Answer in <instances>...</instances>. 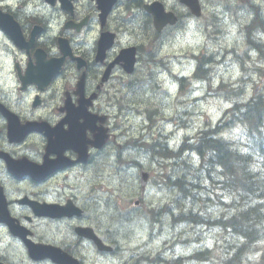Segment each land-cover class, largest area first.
<instances>
[{"label": "rangeland", "instance_id": "obj_1", "mask_svg": "<svg viewBox=\"0 0 264 264\" xmlns=\"http://www.w3.org/2000/svg\"><path fill=\"white\" fill-rule=\"evenodd\" d=\"M226 1L232 3L234 0ZM222 15L225 16L226 14L223 13ZM213 25L220 26L227 34L211 45H204V37H196L192 31L180 32L175 36L173 33H169L165 38V65L160 66L158 70L154 72L151 83L143 79V84L138 86L137 93L133 96L135 98L141 97L143 94L153 89V94L148 102L150 111L147 113L152 114L153 118L147 127L148 134H142V138H149L150 135L155 137V139L158 137L157 144H163V149H165V145L168 146L166 147V152L173 151V154H178V143L184 139V130L179 129L175 122H179V125L183 126L187 124L188 127H192L193 125L197 127L199 122L203 126V120L206 118L205 114H208L210 118H219L221 114H224L225 108L229 107L231 100L241 102V99L232 92L233 90H250L252 87H259V85H257L258 82L264 83V74H261V72L264 73V57L256 51L254 54L249 52V41H247L246 37L244 39L243 37H237L235 35V28L230 22L221 23V18L216 16ZM262 34L264 35V30L262 29L261 31H253V34L251 33L252 41L262 44V38H260ZM252 47L254 46L252 45ZM233 48L235 49L233 50ZM255 49L259 51L258 48ZM232 50L233 52L230 55ZM260 50L261 52H259L263 53L264 47H261ZM192 52H197L199 55L205 52L208 54L215 53L220 57H225L227 60L225 63L219 64L213 57H207V66L202 70L201 77L195 76L198 80L192 78V82L190 80H185L180 86V83L176 82L175 79L178 80V78L189 76L194 70V61L189 60V55ZM181 55H184L185 59L180 60ZM155 65L156 61L152 67ZM163 71H165V73ZM249 74L253 75L252 80L245 82ZM210 79L212 80L211 84L213 88H216L221 82L228 84V87L220 93L210 94V97L202 96L209 93L208 82L205 81ZM216 94L222 95L219 99L215 100L213 98L216 97ZM143 109L145 108L143 107ZM240 114L244 115L245 112H240L229 121L220 118L223 123L229 122L228 124H222V122L218 124L224 129L225 132L223 137L228 141L234 142L246 139L245 125L241 123L236 124L241 117ZM147 117L151 118L149 115H147ZM145 121L142 123L141 121H137L132 114H127L123 118V122L129 125V132L136 135L138 139L140 134L144 132L142 131V127H144ZM231 125L233 126L229 128ZM208 131L209 130L206 132ZM160 132H164V134L160 136ZM188 132H190V130ZM116 134L121 137L125 134V130L122 129L117 131ZM152 140L153 139H149L150 142H154ZM226 143L231 147L239 149L242 153L248 154L251 159L253 153L248 145L241 144L240 146H235L234 143ZM155 145L156 144L153 143L150 148L153 150ZM137 156L136 159L139 158L143 166H149L147 157H150V155H146V151L142 148L138 149ZM169 157L172 159L165 160V174H168L172 181L174 178L176 179L177 176L181 177V175L185 173L189 179L186 181V190L191 192L194 196H198L201 202H193L191 197L181 196L180 193L179 197H177V191L180 189L181 184L176 183L172 186L175 187V189H171L165 185V200H161V203L156 205L159 207H169L170 205L168 204L173 203V201H180L179 204L177 203L176 209L179 210L175 211V215H178L179 212L193 210L196 211L197 214L201 213L200 216L205 222L201 224L196 223V225L191 221L193 217L187 216L185 219H181L188 223L189 227H187V225L181 221L173 222L171 220V214L165 215V218L158 224L140 218L132 222L126 220L123 226L119 228V232L112 237L118 244L124 245L123 251L119 250L116 258L113 261L109 260L107 264H126L127 261L138 255H141L143 259L150 260H155L157 256L160 255L165 260H172L173 264H200L201 261L205 259V256L207 258L208 249L212 250L211 260L216 259V254L219 256L216 250L226 252L229 249H234L235 251H239L242 257L241 252H243L244 246L250 244L251 241H243L241 240L242 237L237 236L235 233L233 234L232 230L226 231L223 230V228H218L216 225L211 224V222L216 219L222 220V216L220 217V215L226 210L227 202L230 200L225 201L221 197H215V194L224 196V191L231 194L233 192V186L228 182H220L218 178L213 179L215 176H212V170H209L208 167L200 168L194 163L195 159H197L195 156L184 153L177 157L174 155H169ZM127 161L130 162V160ZM204 169L211 175L205 174ZM185 170L187 172H185ZM112 172L108 175L105 173L102 174L105 186L108 188L109 192L112 191L109 187L115 186L113 179L107 180L109 175L112 174V177H114V173L116 174L114 169H112ZM134 172L133 169L122 167L117 170L116 176H118L121 183H127V175L132 176L135 174ZM205 177H210L212 179ZM204 178L206 181H204ZM121 198H124L122 194ZM204 199L206 201H202ZM102 201L103 199L94 198L91 205L96 206V204ZM154 201V197L147 200L149 204H152ZM181 204L183 205L181 206ZM245 206H247V204H245ZM101 213L107 216L108 213L111 212L108 211L107 208H104ZM88 214L90 215V213ZM106 216L101 218L104 222L112 223L115 221L107 219ZM77 223V221L71 223L69 232L73 233V227L79 226ZM67 228L68 223H66L65 228L60 229L61 232L57 233L60 235L58 238L65 242L70 241L71 243L68 245H73V235L65 232ZM145 239H147L150 245H143ZM0 240L3 247L10 244L9 240L1 231ZM125 247H129L133 250L132 256H130L132 253L130 249ZM254 247L260 251H264V240L255 244ZM16 251L19 252L17 249ZM198 251H202L203 253L196 255L199 253ZM148 255L151 258H149ZM246 259L247 256L243 254L240 263L245 264ZM137 260L140 261V259L135 257L132 262Z\"/></svg>", "mask_w": 264, "mask_h": 264}, {"label": "flooded vegetation", "instance_id": "obj_2", "mask_svg": "<svg viewBox=\"0 0 264 264\" xmlns=\"http://www.w3.org/2000/svg\"><path fill=\"white\" fill-rule=\"evenodd\" d=\"M41 3V0H39ZM75 1V2H74ZM74 7L75 10L73 11V14L70 15L69 18L66 15L59 16L60 20L63 21L66 19V22H68L69 19L76 20L72 21L73 23H80L83 20H86V25L81 29L85 31H89L91 35L99 37L101 32L108 31L113 33L116 36V43L110 51H108L105 55V59L102 62L96 63L94 57H95V46L96 41L94 43L93 49H91L89 52H84L82 49L84 48L83 44L76 43L77 38L75 35L66 32L65 30V24L64 28L60 31L58 37H64L68 40L69 44H71L73 48V53L75 56L82 58L86 61V94L87 97L94 91L98 94V100L100 99V91L97 90V85L94 86V88H91L92 83H94L99 76L102 75L103 71L107 67V65L115 58L117 51H119L122 48H128V47H134L135 53H136V65L135 70L133 74L126 75L124 74L120 67L116 66L112 69L111 75L108 79L109 84L114 81L119 82H130L134 83V86L131 90L132 96L136 95L137 89L139 85L143 84L144 78H139V76H142V73L147 68H152V65L155 63V59L152 57H148L147 53L145 51L147 50L145 46L152 44L153 41L152 38L154 37V30L152 27V17L150 14H148L145 10L144 4H150L154 0H117L116 5L114 6V9L112 13L110 11L106 14V24L104 28L100 29L99 24V12L97 10V1L101 0H74ZM162 1L163 5L165 6V0ZM39 8L37 11L34 12V14L25 13L21 10L18 4L16 3H10L9 1L3 2L1 4V10L5 13L10 14L13 19L19 24L21 33L23 36L28 39L30 36V33L32 31V28L34 26H39L41 28V32L39 36L37 37L36 46L34 49H32L29 52L25 51H19L10 41L9 37L6 35H2L4 41H1L0 43V59L10 62L9 55L13 58L12 68L10 70L9 75L7 77L5 76L4 79H6V82L11 81L13 82L14 86V92L24 93L20 100L17 101V105L9 104L10 102H7L9 99V95L4 99L1 100L3 102V106L6 107L10 112L15 114L18 119L21 122H25L26 120H37L40 117V111L39 110H33L30 107H27L26 105L29 104V101L33 98L35 99L36 96L39 97V100L41 101V107L43 106V102L47 103V97L50 93L51 88L53 89V86H56L53 90L55 96L57 97V100L55 101V104L57 105L55 107V111L57 114H52V120L51 125L54 126L58 124L64 117V113L61 112L64 99L68 95L72 102L75 103L76 99L74 97V86L76 84V81L79 77L80 72L76 71V64L70 62L68 59L65 61L63 68L60 70L59 75L56 78H53L50 85L44 92H40L36 89L34 86H29L26 91L21 90L19 88L20 85V74L17 70V67L21 70V75H23V72L25 71V67L28 62H33L34 58V51L37 48L42 49L45 53L47 58H59L60 54L57 50V42L56 39L52 40L50 31L52 30L50 28L51 23H57L58 19H54V21L49 20V13L50 9L44 5L39 4ZM165 8V7H164ZM172 9L179 18H185L186 15L189 16V12L184 14L183 9L180 11H177L175 7L168 8ZM47 11V12H46ZM53 12L55 16L58 14L57 9L54 8ZM52 13V14H53ZM51 14V15H52ZM60 15V14H58ZM31 18H34L36 20L35 23H31ZM114 22H128V23H137L140 29L139 31V38L141 39V42H133L132 44L126 43L125 45H118L119 40V32L118 30H113L110 28V23ZM55 26L53 28L56 29ZM74 32L73 30H70ZM126 32H131L130 29L127 27L125 28ZM159 36H157L158 38ZM133 45V46H129ZM72 68V69H71ZM71 69V70H70ZM70 70V71H69ZM97 100V101H98ZM41 121V120H39ZM46 122H50V119L44 120ZM9 132V123L6 118H4L2 115H0V154H4L8 157H10L13 160H19L22 157H28L31 160H36V156L33 155V153L30 150V148L33 145L34 137L35 135H30L27 139H23L22 141H11L10 136L8 134ZM15 140V139H14ZM58 176H55L53 178L57 179ZM57 182V181H56ZM0 183L4 185L6 193L12 194L13 193V187H17L21 184L20 181L15 180L13 177L10 176L9 172L6 170L5 165L3 162L0 161ZM15 183V185H14ZM24 184V182H22ZM82 187H78V191H81ZM52 200L57 203H63L67 200L68 197L74 198L71 195V191L67 184L58 182L55 183L52 186ZM14 194H19L18 192H14ZM46 194H44V197ZM113 239V238H112ZM114 240V239H113ZM116 241V240H114ZM116 243H118L116 241ZM119 252V251H118ZM118 254V253H117ZM137 257L139 260L132 262L134 258ZM149 257V255H148ZM151 258V257H149ZM164 258H161L163 261ZM144 259L141 255L134 256L129 261L126 262V264H145L142 262ZM150 260V259H148ZM163 264V263H162Z\"/></svg>", "mask_w": 264, "mask_h": 264}, {"label": "trees", "instance_id": "obj_3", "mask_svg": "<svg viewBox=\"0 0 264 264\" xmlns=\"http://www.w3.org/2000/svg\"><path fill=\"white\" fill-rule=\"evenodd\" d=\"M197 72L198 74L202 73L200 69H198ZM247 105L244 118L248 124V132L251 137L250 144L252 145L249 147L253 153L251 159L248 154H244L239 149L228 145L225 141L217 139V133L214 134L217 137L213 138L211 135L213 131L211 130L205 132L204 135H208V137L204 138L203 141L199 142L194 147L198 155L204 156L205 152H209V154H207V161L205 164H202V167L207 164L209 170H212V172L220 169L218 174H224V176L220 177L222 178L220 182H228L233 186V192L230 194L233 201L229 207L231 215L229 217H221L222 220L216 219L212 221L211 224L216 225L218 228H223V230L226 231L231 229L233 234L235 233L237 236L242 237L241 240L251 241L250 244L244 246L243 252H241L242 257L243 254L246 256L251 255V252L254 251V245L264 240V101L258 100L252 104L248 103ZM239 120L244 121L241 118H239ZM182 149L183 147L180 148L178 154ZM169 155L174 154L173 152H166L165 146V157H169ZM255 157H259L258 161L261 162V166L256 167ZM207 175L210 176L211 174L207 172ZM167 179L171 182L169 183L171 186L176 183L181 184L180 189H178L181 196H189L193 202L200 200L198 196H194L191 192L186 190V181L188 180H186L187 176L185 173H183L181 177L177 176V178H174L172 181L170 176ZM179 202L180 201H173L176 206ZM173 203L171 205H173ZM245 204H247V206H245ZM182 205L183 204H181V206ZM171 209V207H165V215H169ZM160 212L161 211L158 213ZM200 214L201 213L197 214L196 212L194 217L191 214L188 216L193 217L191 221H193L194 224H201L204 223L205 220ZM186 217V214L182 213L181 216H173L172 219L176 221L180 218L185 219ZM198 252L199 253L196 255L203 253L202 251ZM262 256L264 257V253L261 257ZM242 257L239 251H235L224 261V264H242L240 263ZM247 260L248 258L246 261ZM155 261L160 264H165V262L161 260L160 255L153 260L154 263ZM204 261H207L206 256L201 262Z\"/></svg>", "mask_w": 264, "mask_h": 264}, {"label": "bare ground", "instance_id": "obj_4", "mask_svg": "<svg viewBox=\"0 0 264 264\" xmlns=\"http://www.w3.org/2000/svg\"><path fill=\"white\" fill-rule=\"evenodd\" d=\"M255 34V33H254ZM248 41H249V43L251 44V45H253L255 48H258L259 49V51L261 52V50H260V48L261 47H263L262 46V44H259V43H257L256 41L255 42H253L252 41V38H251V34L249 35V39H248ZM207 60L205 59V61H204V63H201L200 65H199V68L198 69H200V71H202L203 69H205L204 67H206L207 66ZM198 69H197V71H198ZM196 71V74H195V76L196 77H201V75H202V73H199L198 74V72ZM166 146V145H165ZM166 147H168V146H166ZM169 149H170V147H169ZM248 149V148H247ZM172 151V150H171ZM223 151V150H222ZM222 154V153H221ZM169 181V180H168ZM257 203V202H256ZM251 215V214H250ZM235 217V216H234ZM260 220V219H259ZM262 224V223H261ZM263 226V225H262ZM207 228V227H206ZM240 228V227H239ZM227 229H229V228H227ZM229 230H231V229H229ZM149 232V231H148ZM238 232H240V231H238ZM149 237V236H148ZM160 258H162L161 256H160ZM144 261H146V262H148V263H150V264H158V262L157 261H155V263L153 262V260H148V259H144ZM163 262H165V259H163ZM146 264V263H145Z\"/></svg>", "mask_w": 264, "mask_h": 264}, {"label": "water", "instance_id": "obj_5", "mask_svg": "<svg viewBox=\"0 0 264 264\" xmlns=\"http://www.w3.org/2000/svg\"><path fill=\"white\" fill-rule=\"evenodd\" d=\"M125 67H127V66H125ZM126 69H127L128 71H130L131 68H130V66H128V68H126Z\"/></svg>", "mask_w": 264, "mask_h": 264}]
</instances>
